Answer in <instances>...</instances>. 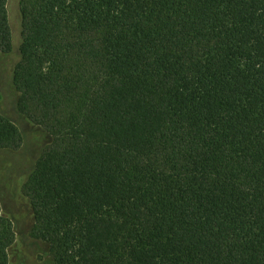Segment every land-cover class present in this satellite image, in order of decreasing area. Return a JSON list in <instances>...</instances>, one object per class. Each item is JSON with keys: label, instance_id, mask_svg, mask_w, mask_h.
I'll list each match as a JSON object with an SVG mask.
<instances>
[{"label": "trees", "instance_id": "obj_1", "mask_svg": "<svg viewBox=\"0 0 264 264\" xmlns=\"http://www.w3.org/2000/svg\"><path fill=\"white\" fill-rule=\"evenodd\" d=\"M22 187L54 264H264V0H20ZM13 48L0 0V51ZM23 134L0 113V149ZM12 220L0 205V264Z\"/></svg>", "mask_w": 264, "mask_h": 264}, {"label": "rangeland", "instance_id": "obj_2", "mask_svg": "<svg viewBox=\"0 0 264 264\" xmlns=\"http://www.w3.org/2000/svg\"><path fill=\"white\" fill-rule=\"evenodd\" d=\"M8 12L13 48L10 53L0 51V113L18 125L24 142L17 151L0 149V205L3 214L12 220L16 232L11 264H54L48 246L31 235L35 223L34 213L29 200L22 193L24 183L52 138L18 109L19 92L15 86L14 73L21 58L20 0H8Z\"/></svg>", "mask_w": 264, "mask_h": 264}]
</instances>
